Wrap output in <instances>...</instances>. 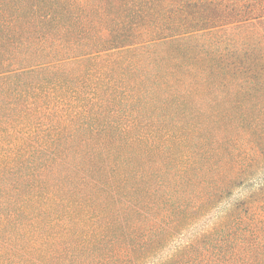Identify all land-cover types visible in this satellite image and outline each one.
I'll use <instances>...</instances> for the list:
<instances>
[{
    "label": "trees",
    "instance_id": "16d2710c",
    "mask_svg": "<svg viewBox=\"0 0 264 264\" xmlns=\"http://www.w3.org/2000/svg\"><path fill=\"white\" fill-rule=\"evenodd\" d=\"M38 70L79 80L98 109L57 106L36 125L21 80ZM126 72L145 93L207 97L219 136L205 174L195 163L155 183L142 168L111 105ZM50 89L38 100L62 102ZM7 135L26 140L0 157V264H264V0H0Z\"/></svg>",
    "mask_w": 264,
    "mask_h": 264
},
{
    "label": "rangeland",
    "instance_id": "374dc122",
    "mask_svg": "<svg viewBox=\"0 0 264 264\" xmlns=\"http://www.w3.org/2000/svg\"><path fill=\"white\" fill-rule=\"evenodd\" d=\"M138 58L139 60L142 59L141 56H138ZM145 63L146 61L144 60L141 63L142 65H140V69L136 70V72L140 73V76L142 74L141 69L145 68ZM91 67L92 64L89 62L71 63L61 66V70L67 74L71 72L85 74L87 69L89 70ZM135 75L138 74L126 72L123 75L119 88L121 93L116 96L115 101L111 105L114 106L113 112H116V115L119 116V122L123 126L134 127L130 136L139 139L142 168L146 172H152L155 183L158 180L163 182L168 178H172L174 174H181L185 171L190 173L194 169V167L190 168V166L195 163L200 167L202 174H205V165L200 164L214 161L210 159L212 155L208 150L215 144L214 138L219 136L218 131L216 132L213 129L216 125L213 120L214 117L208 116L207 97L204 95L199 97L185 96L180 98V100H173L174 98L177 99V97L166 89L156 90L152 94L145 93L141 83H135ZM26 79L27 77L21 82H27L33 87L32 94L34 99L32 100L44 110V113L42 115L38 114V118L35 120L36 125L40 127L44 126L47 115L50 116V111L56 110L57 106L66 110V112H73L76 110L74 103L79 101L81 106L87 105L88 108L95 107L98 109L96 99H92L94 96L92 89L82 87L79 80L71 79L68 75H56L53 70H38L34 73L33 80ZM60 80L61 83L59 84L44 85L45 81L57 83ZM61 87L68 90H76L75 96H71L69 93H62L60 91ZM47 88H51L50 90L60 95L63 101L59 102L57 98L53 97L49 101H39L37 95L42 96L41 99H43L47 94ZM103 94L104 92H101V96L98 97H102L101 99L106 103L102 108V111L106 113L108 110V96ZM181 99H184V101H181ZM50 106L53 107L52 110ZM23 109L26 112V106H23ZM19 110L21 111L20 107ZM79 125H76V127L79 128ZM213 131L215 133L212 136ZM65 136L68 138V133ZM25 140L26 137L18 140L14 136L7 135L4 144H0V157L19 156L17 148L12 143L25 142ZM68 140H71V138H68ZM27 142H30L29 136L27 137ZM166 184L174 185L172 190H174L176 185H179L175 180L172 182L167 180ZM235 198L236 196L232 197L231 200Z\"/></svg>",
    "mask_w": 264,
    "mask_h": 264
}]
</instances>
